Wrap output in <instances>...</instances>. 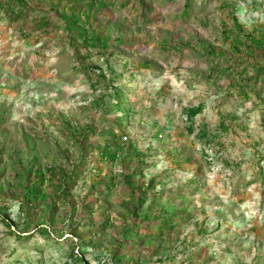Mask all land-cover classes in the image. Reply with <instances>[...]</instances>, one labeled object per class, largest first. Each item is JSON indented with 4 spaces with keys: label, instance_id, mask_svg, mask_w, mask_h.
Wrapping results in <instances>:
<instances>
[{
    "label": "rangeland",
    "instance_id": "1",
    "mask_svg": "<svg viewBox=\"0 0 264 264\" xmlns=\"http://www.w3.org/2000/svg\"><path fill=\"white\" fill-rule=\"evenodd\" d=\"M183 2L145 21L107 0H0V264H264V85L240 84L264 63V0ZM70 5L91 9L88 48L54 11ZM151 180L165 235L131 216Z\"/></svg>",
    "mask_w": 264,
    "mask_h": 264
},
{
    "label": "trees",
    "instance_id": "2",
    "mask_svg": "<svg viewBox=\"0 0 264 264\" xmlns=\"http://www.w3.org/2000/svg\"><path fill=\"white\" fill-rule=\"evenodd\" d=\"M91 1H93V3H98V0H91ZM165 1L166 0H119L118 3H115L114 0H107V3H106L107 5L106 4L105 5L108 6V7H110V6L112 7V6L116 5V4H118L119 8L126 10L129 16H132L135 19L141 18L142 20L146 21V20L149 19L150 12L153 10V8L155 6L154 3L155 2L156 3L165 2ZM190 1L191 0H184L183 8H182V10L180 12V14H182V16L188 14L187 13V9L190 6L189 5ZM76 2L79 3L80 1H76ZM104 3H102V4H104ZM73 7H71V5H70L69 8L67 9L69 11H63V10L59 11L57 7H54L55 8L54 11L59 13L60 16H61V13H63L64 15L67 16L66 17V16L63 15L61 17L66 22V25H65L66 29H73V28L81 29L82 28V20H80V17L82 15H84L85 18L89 17L87 12L89 10H91V9L88 8V11L84 12L83 8L81 6L78 7L77 10L73 9ZM71 36H72L71 37L72 38V42H75L76 39L73 38V35H71ZM92 37H93L92 33H88L87 31H83L82 30L81 38H83L82 39L83 46H85L86 48L90 47L89 44L92 43L91 42L92 41ZM78 49H76V54H75L76 60H77V54L79 53ZM252 67L255 70L256 76L255 77H248L246 80L240 81L241 82L240 84L244 86L242 88V90L255 89V87L258 86V83H261V82H262V85H264V63H262V64H253ZM227 68H229V70H230V66H227ZM219 69H220V67H219ZM219 69H216V70L224 73L222 70H219ZM233 69H234V67H233ZM244 71L245 70L242 71V70L235 69V72H240V74L242 72H244ZM225 72H226V70H225ZM201 108H202V105H198L196 107H194V106L189 107L186 110L187 117L188 118H192V117L196 116L197 114H199L201 112ZM112 109L115 110V107L112 108ZM110 111L108 112V114L110 113ZM119 117H120V115H116L115 120L116 119L118 120ZM94 130H95V127L91 128V129H88L87 132L90 133L91 131H94ZM110 140H111V143H114V145L117 143L115 141L116 140L115 136H113V135H111ZM107 143L109 144L110 142L107 141ZM88 156L89 155H87L85 152H83L81 154V156H80V158L82 160L81 163H78L76 166H74V168L71 170V172L67 175V179H66L67 181L66 182L73 183L74 182L73 180H75L79 175H81L82 171H81V169H79V167L83 166L82 164L84 163L86 157H88ZM136 173H137V170H136ZM151 183H152V180L146 186H144L143 184L140 183L141 185H139L138 189L141 192V194L138 195V196H135L134 194L131 195L133 200H134V202L136 203V206L134 208H132L131 216L133 217V219L135 221L139 220L140 218H142L141 222L143 221V222H149V223L151 221L157 220L159 218L162 224L160 225L158 234L159 235H165L172 229L173 223H171V222H175L176 218H175L174 215L173 216L167 215L166 217H164V215H161L162 217H159V214L157 213L156 209L154 211H149V210H151V207L157 206V201L160 200V196H161V193H162L159 190L152 191ZM64 188H68V185L64 184ZM149 189H150V192H152V195H150V196L147 193ZM36 191H39V189L36 188V187H32V188L29 189V192L31 194H35ZM148 199H150V201ZM147 201H149L148 205L146 207H144V205H145V203H147ZM148 216H150V217H148ZM135 227H132V228L127 229L125 231L126 234H125V237H124L125 238L124 241L122 240V244L121 245L118 243L120 250H124L126 248V246L133 247V245L135 243H141L142 242V240H143L142 239L143 235L141 234V230L142 229L138 225H135ZM95 232L96 233L98 232V234L101 233L100 231H95ZM147 236H148V234H147ZM176 255L174 257H176ZM120 258L121 257H119V259Z\"/></svg>",
    "mask_w": 264,
    "mask_h": 264
}]
</instances>
